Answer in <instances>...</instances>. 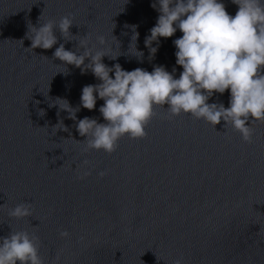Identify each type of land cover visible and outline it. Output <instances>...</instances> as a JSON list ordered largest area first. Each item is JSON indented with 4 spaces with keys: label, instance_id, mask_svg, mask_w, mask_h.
Masks as SVG:
<instances>
[{
    "label": "water",
    "instance_id": "95a60500",
    "mask_svg": "<svg viewBox=\"0 0 264 264\" xmlns=\"http://www.w3.org/2000/svg\"><path fill=\"white\" fill-rule=\"evenodd\" d=\"M153 2L0 0V237L35 235L43 264H175L181 257L183 264H264V121L251 125L250 118L247 143L224 121L214 127L190 114L171 116L165 105L155 108L145 137L125 135L108 154L88 149L76 122L59 108L58 98L79 106L82 88L100 82L91 71L81 74L53 58L60 43L82 54L78 42L86 36L93 52L118 56L103 58L109 67L151 72L163 66L179 78L173 43L179 29L159 38L154 57L145 46L159 16ZM219 2L235 16L238 5ZM69 14L73 35L66 42L58 24ZM49 20L58 43L28 49L31 26ZM229 99L226 90L208 102L227 108ZM103 103L97 99L91 111L81 107L77 120L104 123ZM60 121L71 137L56 131ZM25 202L30 217L9 216Z\"/></svg>",
    "mask_w": 264,
    "mask_h": 264
},
{
    "label": "clouds",
    "instance_id": "9594fccd",
    "mask_svg": "<svg viewBox=\"0 0 264 264\" xmlns=\"http://www.w3.org/2000/svg\"><path fill=\"white\" fill-rule=\"evenodd\" d=\"M232 3L238 5L234 17L219 0H154L151 6L159 16L144 43L154 57L159 38L172 37L179 29L182 36L173 41L177 49L176 64L183 69L179 78H174L175 68L170 73L163 66H154L151 72L141 68L126 71L119 63L109 67L103 62L108 57L106 51L93 52L88 47L87 36L78 42L84 49L82 54L66 50L64 43L59 44L53 53L54 59L79 68L81 74L91 71L100 81L82 88L80 105L75 108L67 100L58 98L64 102L63 106L58 104L59 108L76 122V131L86 138L83 141L87 142L88 149H103L111 154L125 135L132 139L145 137L146 126L156 114L155 108L165 105L171 116L190 114L214 127L224 121V125L230 124L241 133L245 142H252L250 118L251 125L264 121V0H232ZM54 25L52 20L38 27L32 25L28 49L53 48L58 43ZM73 25L71 14L59 21V32L66 42L72 41L69 37L73 35L70 32ZM131 27V39L136 42L139 33L135 31L136 26ZM97 40L100 45L106 43L104 36H98ZM153 42L157 47H152ZM136 52L137 58L143 57V52ZM226 90H230L227 108L223 103L208 102L215 93L222 95ZM97 99L104 101L99 112L105 122L99 123L87 116L77 120L80 108L95 109ZM54 128L69 132L63 121ZM104 175L100 173L101 177ZM31 208V203L18 204L9 211V216L30 217ZM69 235L68 231L60 232L61 238ZM38 253V237L27 231L0 237V264H43ZM175 264H183V258Z\"/></svg>",
    "mask_w": 264,
    "mask_h": 264
}]
</instances>
